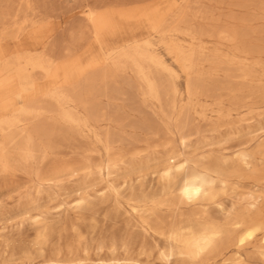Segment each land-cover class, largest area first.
Instances as JSON below:
<instances>
[{
    "label": "rangeland",
    "instance_id": "374dc122",
    "mask_svg": "<svg viewBox=\"0 0 264 264\" xmlns=\"http://www.w3.org/2000/svg\"><path fill=\"white\" fill-rule=\"evenodd\" d=\"M52 1L55 8L42 29L22 37L20 48L40 50L41 43L56 34V20L60 17L65 25L63 13L77 9L74 0ZM243 1L201 0L186 5L184 0H120L126 9L162 3L169 10L191 7L193 11L200 5L202 13H208L203 19L187 17L179 26L181 30L191 27L189 32L174 36L187 43L197 34L195 28L203 31L206 49L197 52L196 71L188 77L164 43L151 39L154 56L171 71L169 76L160 67H151L160 74L165 90L161 104L146 96V86L132 66L113 68L104 57L122 37L145 34L149 29L146 21L111 16V29L98 40L86 33L75 42L74 55L82 64L94 60L99 64L95 72L88 70V79L77 78V87L67 89L73 98L62 101L64 111H73L80 118L65 120L59 105L46 99L13 130H0V264H192L166 256L164 226L195 214L224 223L234 215L225 212L236 202L243 204L240 200L254 188L253 182L230 177L235 191L219 193L216 203L191 205L176 198L158 171L172 157L192 156L205 166H221L240 151L256 152L264 142V0ZM3 3V11L14 9L12 2ZM76 20H71L75 29ZM57 41L61 43L60 37ZM3 45L10 52L16 42L7 40ZM187 79L192 100L186 97ZM29 102L13 100L8 105L12 110L6 114L13 115ZM181 104L187 108L185 117L178 114ZM260 188L264 191V185ZM81 195L86 203L76 207ZM38 213L43 220L40 225L32 218ZM44 226L45 239L37 243V232ZM254 243L258 242L242 246L243 261L232 257L233 247L232 251H218L219 255L210 254L209 261L264 264L259 245Z\"/></svg>",
    "mask_w": 264,
    "mask_h": 264
},
{
    "label": "bare ground",
    "instance_id": "6f19581e",
    "mask_svg": "<svg viewBox=\"0 0 264 264\" xmlns=\"http://www.w3.org/2000/svg\"><path fill=\"white\" fill-rule=\"evenodd\" d=\"M74 1L77 5V9L75 8L76 11H74L73 8V12L72 10H69V14L63 13L67 18V22L65 23V25H62V19L59 17V19L55 22L56 34L54 35V37L48 42H42V47L40 50L32 51L20 48L19 42L22 37L29 36L30 34L42 29L45 19L49 17L51 11H53V9L55 8L53 1L0 0V4L2 3L3 5V2H7V4L8 2H12L14 4V9L10 11H7V9L3 8L7 11L5 12L0 9L1 131H5L6 129L13 130V127L15 125L25 120V117L27 115L32 114V112L36 111L39 103H43V101L46 99H52L59 105L61 114L63 116L62 118H64L65 120L80 118V116L73 111H64L62 101L72 99V95H70L67 90L68 88H71L69 86H76L78 81L76 79L80 76H84V80L88 79V76L90 75L88 74V70H92L93 72H95V70H98L99 64H97L95 60L89 61L86 64H82L80 62V59L76 55H74V47L76 46L75 42L78 39L82 40L86 33L91 36V39L98 40L99 37L102 36L107 30L111 29V16H117L118 19L132 20L133 22L138 23L146 21L149 29L145 34H134L122 37L117 41L115 45L107 49L104 57L105 62H107L106 64L113 68H125L126 64L132 66L146 86V96L155 99L156 102L159 101L160 103V100L162 98L163 86L161 83L160 74L153 71L151 67H160V69L166 71L169 76H171V71L163 67L160 59L154 56L151 48V39H157V41L162 42V44L164 43V47L166 48V50L174 56L183 71L187 74V77L197 66V52L199 51L201 53L205 51L204 49H206L204 47L203 40L201 39L203 37V31L200 32V30L202 29H198L200 27L195 28L197 34L192 35L189 33L192 36L190 38V41H188L187 43H181L174 38L175 35H179L184 31L189 32V30L191 29L190 27L189 30L187 28H183L181 30V27L179 26V24L187 19V17H192L195 20L205 18L208 13H202L200 5L194 8L193 11H191V7L187 8V10H185L186 8L180 10V7L178 10L164 9L165 7L163 8L162 3H153L154 5L152 6L140 5L139 7L126 9V6L124 5L123 7V5L120 3V0L107 2L105 0ZM200 1L201 0H184V3L187 5L190 2L193 3ZM242 2L245 1L242 0ZM185 4H183V6ZM6 6L7 5H5V8ZM203 14H205L204 17ZM259 17L260 16H258V18ZM55 18L57 19V17ZM74 18H77V20H79V24L76 26V29L73 26L74 24L71 22V20ZM119 29L120 27H118V30ZM196 29H198L199 31H197ZM58 37H60L61 40L60 44L57 41ZM248 37L251 36L248 35ZM7 40L16 42L15 48L10 52L4 50L3 41ZM235 45L236 44H234V47ZM83 47H85V45ZM257 52H252V54H257ZM101 70H103V68ZM72 76L75 78V81L73 82L71 80ZM186 83V97L188 98V100H192L189 90L190 80L187 79ZM74 93L75 92H73V94ZM180 97L182 98L181 95ZM15 99H22L25 101L29 99L30 105L16 110L13 115H9V110H12V108L8 107V105ZM186 110L187 108L181 104L179 112L178 110L177 112L180 116L182 115L183 117H185V115L187 116V114L185 113ZM7 111L8 115L6 114ZM180 116H178V118ZM9 132L10 131H8V133ZM249 151L250 152H247L245 150L240 151L235 158H232L234 160L230 158L229 160L232 161H223L221 166L218 164H216L215 166H212V164V167H210L209 164L205 166V164L203 165V163H200L199 161H197V163L195 161L196 159H191L193 158L192 156L188 158H185L183 156L184 158L180 157L176 159L172 157L171 160L167 163H164L161 168L158 167L160 168L158 171L159 177L165 182L168 188L175 192L176 198L191 205L199 202L216 203L215 199L218 197L219 193L223 194L228 190L235 191L236 187L230 183V177H234L235 179L247 178L250 181L252 180V187H254L246 193L242 200H240L242 202L244 201L242 205L239 206V203L236 204V202L235 205L231 206V208L225 212L234 213V215L232 214L233 217H226L227 219L223 220L224 223H219L203 217H197L195 214L190 215L184 222L176 224L174 222V224L172 225L164 226L166 228L163 229L162 233L165 236L167 242L166 244H168V252L166 253V256L175 257L177 259L179 258L180 260L186 259L192 264H212V261L210 262V258L208 257L210 254H216L218 251L220 253V250L222 249L233 247L235 249V252L232 257L234 256L235 260L237 261H243V255L241 256L240 254V250L243 248L242 246L245 243H249L250 241H257L259 244H254L259 245L260 250L257 247L258 252H260L261 254V257L259 258H264V191L260 188L262 185H264V142H260L258 144V149L256 152L251 153V150ZM114 160L116 161V159ZM211 160L213 161L214 159ZM213 162L214 164L216 163V161ZM234 178H232L231 182H233ZM75 202L76 207L83 206L86 203L85 195H81L80 197H78ZM218 205H220V203ZM220 208L221 211H223L222 207ZM133 209L135 210L136 208L133 207ZM32 218L35 224L40 225L43 221L39 213L35 214V216ZM218 220H220V218ZM165 221L167 220L165 219ZM162 227L163 226H161V230ZM44 232L45 226L42 228V230H39L37 232V243H40L45 239L46 232ZM36 245L37 244H35V246ZM248 245L250 246V244ZM249 248L250 247H248V249ZM245 249L247 250V248ZM219 253L217 254L219 255ZM218 255L216 256L218 257ZM215 258L216 257H214L213 259ZM221 258H223V256Z\"/></svg>",
    "mask_w": 264,
    "mask_h": 264
}]
</instances>
